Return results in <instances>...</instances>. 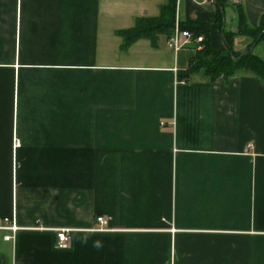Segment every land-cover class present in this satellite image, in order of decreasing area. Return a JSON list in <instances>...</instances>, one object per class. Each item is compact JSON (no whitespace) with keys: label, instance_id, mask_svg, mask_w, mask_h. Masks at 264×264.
Listing matches in <instances>:
<instances>
[{"label":"crops","instance_id":"obj_1","mask_svg":"<svg viewBox=\"0 0 264 264\" xmlns=\"http://www.w3.org/2000/svg\"><path fill=\"white\" fill-rule=\"evenodd\" d=\"M177 2L217 51L238 8L264 23V0H226L222 23ZM166 3L0 0V264H264V81L189 74L165 35L123 49Z\"/></svg>","mask_w":264,"mask_h":264},{"label":"trees","instance_id":"obj_2","mask_svg":"<svg viewBox=\"0 0 264 264\" xmlns=\"http://www.w3.org/2000/svg\"><path fill=\"white\" fill-rule=\"evenodd\" d=\"M177 1L167 0V3L161 7L159 16L138 18L133 27L119 31L118 35L123 38V49H127L138 39H147L156 46L160 36L169 37L174 30L178 17ZM213 2L217 5L218 20L222 23L226 0H213ZM238 13V34L246 33L253 37L255 32L264 26L263 23L258 27L251 28L247 25L243 10L238 8ZM180 26L181 29L190 31L194 38L204 37L203 47L196 50L195 55L189 61V74L203 73L209 80L215 81L219 77L229 78L242 72H248L264 81V59L257 54L242 55L241 52L232 50L235 33L225 30L223 35L227 48L223 51H217L211 46L209 23L180 22Z\"/></svg>","mask_w":264,"mask_h":264},{"label":"built area","instance_id":"obj_3","mask_svg":"<svg viewBox=\"0 0 264 264\" xmlns=\"http://www.w3.org/2000/svg\"><path fill=\"white\" fill-rule=\"evenodd\" d=\"M205 1H211L213 0H205ZM233 3H238L239 0H230ZM204 41L203 36H199L197 38H194L193 34L188 30L181 29L180 21L177 17L174 30L172 34L168 37L167 44L170 49H172L175 53H178L179 51L191 48L196 50H200L202 46V42ZM196 46V47H195ZM183 83L185 81H182ZM5 222L7 225L1 226V229L11 231L12 235H7V240H12L14 238V234L16 233L18 227L15 224L14 219L10 220L9 218H5ZM97 222L100 225V228L98 230H106L104 227L106 224V220L103 216L97 217ZM70 233L71 229L69 228H59L56 230V240H57V246L61 249H66L69 246L70 243Z\"/></svg>","mask_w":264,"mask_h":264},{"label":"rangeland","instance_id":"obj_4","mask_svg":"<svg viewBox=\"0 0 264 264\" xmlns=\"http://www.w3.org/2000/svg\"><path fill=\"white\" fill-rule=\"evenodd\" d=\"M237 32H234L235 35H239L242 37H249L250 38L248 40L249 43L243 44L241 46L240 51H236L234 46L232 45L233 46L232 50L236 52H241L242 55H245L247 53H253V54H257L260 57L264 58V26H261L260 29L255 32V36L253 35V37L247 35L246 33L238 34Z\"/></svg>","mask_w":264,"mask_h":264}]
</instances>
